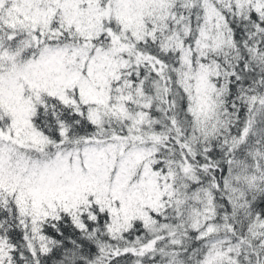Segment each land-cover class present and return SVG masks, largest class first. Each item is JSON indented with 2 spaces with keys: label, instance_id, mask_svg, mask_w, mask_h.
Masks as SVG:
<instances>
[{
  "label": "snow or ice",
  "instance_id": "6c2138e0",
  "mask_svg": "<svg viewBox=\"0 0 264 264\" xmlns=\"http://www.w3.org/2000/svg\"><path fill=\"white\" fill-rule=\"evenodd\" d=\"M0 264H264V0H0Z\"/></svg>",
  "mask_w": 264,
  "mask_h": 264
}]
</instances>
